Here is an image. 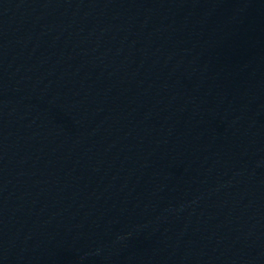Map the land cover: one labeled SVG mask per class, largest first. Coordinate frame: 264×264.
I'll use <instances>...</instances> for the list:
<instances>
[{
    "label": "water",
    "instance_id": "1",
    "mask_svg": "<svg viewBox=\"0 0 264 264\" xmlns=\"http://www.w3.org/2000/svg\"><path fill=\"white\" fill-rule=\"evenodd\" d=\"M262 242L264 0H0V264Z\"/></svg>",
    "mask_w": 264,
    "mask_h": 264
}]
</instances>
